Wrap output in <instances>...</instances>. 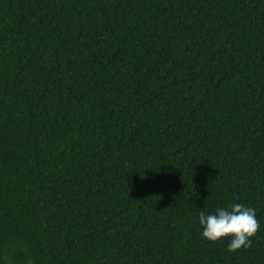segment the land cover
<instances>
[{"label": "trees", "instance_id": "1", "mask_svg": "<svg viewBox=\"0 0 264 264\" xmlns=\"http://www.w3.org/2000/svg\"><path fill=\"white\" fill-rule=\"evenodd\" d=\"M0 264H264V0H0Z\"/></svg>", "mask_w": 264, "mask_h": 264}, {"label": "clouds", "instance_id": "2", "mask_svg": "<svg viewBox=\"0 0 264 264\" xmlns=\"http://www.w3.org/2000/svg\"><path fill=\"white\" fill-rule=\"evenodd\" d=\"M198 221L203 229L202 238L212 243L228 239L227 251L230 253L250 248L260 229L256 210L242 203L218 208L213 214L200 211Z\"/></svg>", "mask_w": 264, "mask_h": 264}]
</instances>
